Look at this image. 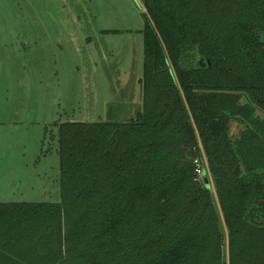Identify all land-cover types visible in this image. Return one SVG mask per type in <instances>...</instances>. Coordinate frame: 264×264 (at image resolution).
Segmentation results:
<instances>
[{
	"label": "trees",
	"instance_id": "obj_1",
	"mask_svg": "<svg viewBox=\"0 0 264 264\" xmlns=\"http://www.w3.org/2000/svg\"><path fill=\"white\" fill-rule=\"evenodd\" d=\"M142 2L141 110L59 125L61 200L0 202V264H264V0Z\"/></svg>",
	"mask_w": 264,
	"mask_h": 264
},
{
	"label": "rangeland",
	"instance_id": "obj_2",
	"mask_svg": "<svg viewBox=\"0 0 264 264\" xmlns=\"http://www.w3.org/2000/svg\"><path fill=\"white\" fill-rule=\"evenodd\" d=\"M144 22L142 0H0V202H60L59 125L137 115Z\"/></svg>",
	"mask_w": 264,
	"mask_h": 264
},
{
	"label": "water",
	"instance_id": "obj_3",
	"mask_svg": "<svg viewBox=\"0 0 264 264\" xmlns=\"http://www.w3.org/2000/svg\"><path fill=\"white\" fill-rule=\"evenodd\" d=\"M203 180H204V184L206 185V187H207L208 189H210V181H209L207 175H204ZM224 264H226V261H224Z\"/></svg>",
	"mask_w": 264,
	"mask_h": 264
},
{
	"label": "built area",
	"instance_id": "obj_4",
	"mask_svg": "<svg viewBox=\"0 0 264 264\" xmlns=\"http://www.w3.org/2000/svg\"><path fill=\"white\" fill-rule=\"evenodd\" d=\"M196 165H197L196 173H197V175H198L199 177H201V175H202V169L199 167V164H197V162H196Z\"/></svg>",
	"mask_w": 264,
	"mask_h": 264
},
{
	"label": "flooded vegetation",
	"instance_id": "obj_5",
	"mask_svg": "<svg viewBox=\"0 0 264 264\" xmlns=\"http://www.w3.org/2000/svg\"><path fill=\"white\" fill-rule=\"evenodd\" d=\"M204 171L206 172V175H207V177H208V175H209V173H208V171L206 170V161H205V164H204ZM210 180V179H209ZM210 189H211V182H210Z\"/></svg>",
	"mask_w": 264,
	"mask_h": 264
}]
</instances>
